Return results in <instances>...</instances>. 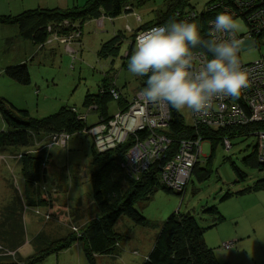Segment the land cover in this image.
<instances>
[{"label": "rangeland", "instance_id": "374dc122", "mask_svg": "<svg viewBox=\"0 0 264 264\" xmlns=\"http://www.w3.org/2000/svg\"><path fill=\"white\" fill-rule=\"evenodd\" d=\"M68 1L69 5L66 4L67 0H62L64 6H59V0H0V16H15L24 10L36 9L42 3L48 5V8L84 7L89 0ZM188 1L197 12L202 13L211 0ZM164 7L165 0H151L131 13L116 18L104 16L103 25L100 20H87L81 30L60 34L62 37L68 36L67 38L72 36L68 39L73 48L72 52L65 48L63 42L50 37L45 45H36L38 53L27 60L31 75V83L27 85H22L4 74L6 67L13 66L9 63H16L17 54L14 52H27L28 49L20 45L12 52L10 45L15 41L4 39L9 32H12L9 36L13 34L12 27H9L12 24H0L7 26L0 27V99L13 105L16 110H26L33 120L49 117L65 106L74 107L86 116V128L95 126L102 114L97 110L96 102H90L88 107L84 105L86 96L98 94L107 77L128 101L133 99L140 90V78L127 70L130 59L127 53L131 49L134 32L146 23L153 22L157 13L163 11ZM138 15L142 18L141 22L137 21ZM235 19L241 25L239 34L245 35L248 28L244 20ZM127 26L134 32L127 31ZM117 34L123 36L118 53L101 55L102 43ZM260 42L259 46L241 48L244 61H254L264 55V35ZM49 47L56 49L51 50ZM131 50L132 55L135 46ZM119 107L118 101L108 100V116L115 115ZM176 112L183 117L187 126L192 125L191 110ZM8 129L9 125L3 120L0 112V132ZM35 135L39 144L35 141L33 149L10 148L0 152V209L11 199L9 183L19 191L22 190V194L28 193L22 177L23 156L45 152L46 143L51 141H48L49 135L46 133L36 132ZM232 144V148L227 150L218 141L212 151L213 143L208 139L203 140L200 169H209V175L200 178L201 171L193 172L191 181L180 194L161 187L154 190L148 199L135 205L146 218L147 225H138L130 218L121 216L116 225L120 239L114 242L112 254H91L90 260L86 254L85 233L78 236L72 226L75 225L82 231L89 222L83 220L88 213L92 214L90 219L96 218L94 203L88 204L93 198L95 188H103L112 204L118 205L125 195L131 193L133 182L137 179L121 170L118 158L109 165H105L104 159L95 163L92 135L83 132L71 135L66 147L52 149L53 163L48 167L47 180L33 185L35 189L40 186L38 191L45 195L47 193V196L50 191L53 197L49 195L46 197V205L34 206L35 208L29 209L28 212L32 210L36 218L41 217L45 221V224H42L46 230L48 223L58 222L59 226L69 229L65 231H71L68 234L63 231L64 236L55 242L53 249L62 242H68L72 235L74 242L68 249L53 252L36 264H143L145 256L156 243L161 227L173 214H190L195 217L199 226L204 229L207 246L213 249L220 264H264V168L253 167L245 161L254 157L257 137H236L232 139ZM37 148H41L42 152ZM112 154L114 156L116 152ZM46 155L47 153H44L42 156V163L45 162ZM57 185H62L63 189L62 192H57L58 195L55 193ZM248 187H253L252 191L240 193ZM79 200L87 205L86 209L84 205L83 209H79V215L83 216L80 219L78 216H69L70 210L76 208L75 204ZM37 209L40 210L39 214L35 212ZM45 214H50L52 218L45 220ZM223 217L225 219L222 221ZM34 221L37 220L32 217L31 222H28L26 235H32ZM231 242L232 248L226 249L225 243ZM29 257L4 258L0 259V262L29 264Z\"/></svg>", "mask_w": 264, "mask_h": 264}, {"label": "trees", "instance_id": "16d2710c", "mask_svg": "<svg viewBox=\"0 0 264 264\" xmlns=\"http://www.w3.org/2000/svg\"><path fill=\"white\" fill-rule=\"evenodd\" d=\"M149 1L151 0H89L84 7L29 9L15 16H0V24L17 25L23 39L31 41L36 45H45L48 39L55 34H68L71 31L81 30L87 20L103 16L116 18L122 14L133 12L135 8L143 6V4ZM215 1L217 0H211L207 3V6ZM224 1L229 2L231 0ZM188 8L194 9L188 0H165L164 10L157 13L153 22L146 23L138 31L157 24L166 25L177 19V11H184ZM213 15L214 13L207 12L205 8L199 17L191 22L200 28L201 36L205 39H207L206 25ZM122 39L123 36L117 34L109 41L102 43L100 54L106 56L118 53ZM132 48L133 45H131ZM131 49L127 53V57H130ZM209 55L211 56L210 53ZM4 74L22 85L31 83V75L26 63L9 66L4 70ZM145 80L146 78H140V90H143L146 86ZM112 87V82L106 77L99 93L88 94L84 105L88 107L90 102H96L97 110L101 111L103 118L108 119L110 116H108L107 112V102L110 99L114 100L109 94V90ZM125 100L127 99L121 98L118 100L120 107L125 106ZM0 112L3 120L9 125L7 131L0 132V152H5L10 148L33 149L35 141L38 140V138H35L36 132L38 134L46 133L49 136L62 131L76 134L82 132L86 127L85 121L78 118L81 113L78 110H74V107L69 106L62 107L55 114L44 119L33 120L29 117L26 110H16L13 105L0 99ZM254 126L252 125L246 129H252ZM169 129L170 135L176 138L194 136L192 128L184 123L183 117L174 108ZM243 129L236 128V130L230 133L227 129H205L202 131V134L205 135V138L216 139L213 141V151L221 136L229 133L231 135L238 134V137H240L243 131H247ZM128 145V143L122 144L105 153H98L95 149V163L104 159L105 165H109L117 158V160L122 159ZM113 152H116L114 156ZM256 152L255 146L254 157L248 158L245 161L253 167L264 168V164L259 162ZM44 153H47V155L45 156V162L42 163ZM52 157L51 150L23 156L22 176L29 186L27 189L28 193L25 194V197H22L19 190L11 185V199L0 209V243L8 250H17L25 243L23 215L26 205L30 207L46 205V197H49V195L53 197L50 191L47 196V193L45 195L38 191L40 188H33L34 184L47 180L48 167L53 163ZM198 171H201L200 178H206L210 173L209 169H200V164H197L193 170L194 173H198ZM133 183L134 187L131 193L125 195L118 205L112 204L103 188L94 189L93 201L97 216L95 219H90L84 227V231L82 230L85 233L84 238L87 242L86 254L90 260H92L91 254H112L113 247L115 246L114 242L120 239L116 225L121 216L130 218L138 225H147L146 218L136 209V203L148 199L149 195L160 187L171 191L160 185L157 169L155 168H151L139 180H135ZM252 189L253 187H248L245 190H241L240 193L251 191ZM59 191H63L61 185H57L55 193ZM210 210L215 212L213 209ZM76 214L77 209H72L70 216L76 217ZM73 237V235L70 236L68 242H62L57 248L53 249L55 242L59 239H51L45 232H40L31 241L34 252L27 258V261L29 264H36L42 262L53 252L69 248L74 242ZM18 259L22 258L19 257ZM143 264H220V262L216 258L213 249L207 246L204 239V229L199 226L195 217L190 214H173L161 227L156 243Z\"/></svg>", "mask_w": 264, "mask_h": 264}, {"label": "built area", "instance_id": "2783aa9c", "mask_svg": "<svg viewBox=\"0 0 264 264\" xmlns=\"http://www.w3.org/2000/svg\"><path fill=\"white\" fill-rule=\"evenodd\" d=\"M206 11L214 13L206 25L207 38L212 31L211 25L215 16L218 13L227 12L234 18H242L248 28L245 35L237 33L236 38L241 41V48L261 45L260 38L264 35V0H231L229 2L217 0L209 4ZM199 15L200 13L195 9L188 8L184 11H177L176 20L192 22ZM99 20L103 25L104 17L97 18V21ZM138 20L141 21L140 16ZM159 26H164V24L153 25L135 32L134 45L136 46L139 37ZM126 29L134 32L129 26ZM217 35L220 38H226L223 34ZM67 37L53 35L55 40L63 42L65 48L72 52L73 48L68 40L72 36ZM241 48L239 56L242 68L249 75L248 87L242 91L239 98H215L206 110L198 113L191 111L192 125L190 127L194 136L176 138L170 135L169 127L173 118V108L165 103L146 101L142 90H139L133 99L125 100V106L119 107L115 115L108 119L101 117L95 126L85 127L82 132L93 136V143L98 153H105L128 143L123 158L118 161L121 170L128 176L139 180L151 168H155L160 185L178 193L184 192L191 181L194 167L200 164L203 158L202 141L208 139L202 134L205 129H227L230 133L236 128L247 130L246 128L255 125L254 128L243 131L240 137L251 135L257 137V158L260 163L264 164V55L254 61L246 62L242 59ZM210 58L206 50L196 48L194 69L201 67ZM109 94L116 101L121 98L126 99L115 86L109 90ZM74 110L77 109L74 108ZM78 118L86 120V116L82 114ZM229 133L218 140L227 150L233 146L232 139L239 136ZM70 137L71 134L67 131L52 134L48 139L51 141L46 143L44 148L50 151L54 147H66ZM208 140L213 143L216 139L209 138ZM36 143L39 144L38 140ZM37 149L42 151L41 148ZM35 212L39 214L40 210L37 209ZM43 216L45 220L52 218L50 214ZM72 230L78 236L84 234L75 225L72 226ZM224 247L231 249L232 242L225 243ZM15 256L16 251L8 250L0 243V258Z\"/></svg>", "mask_w": 264, "mask_h": 264}, {"label": "clouds", "instance_id": "9594fccd", "mask_svg": "<svg viewBox=\"0 0 264 264\" xmlns=\"http://www.w3.org/2000/svg\"><path fill=\"white\" fill-rule=\"evenodd\" d=\"M211 27L205 39L196 24L173 20L137 39L127 70L146 78L142 90L146 101L198 113L210 107L215 98L240 97L249 85L239 56L241 41L236 38L241 25L230 13L221 12ZM198 47L206 49L211 58L194 69Z\"/></svg>", "mask_w": 264, "mask_h": 264}, {"label": "crops", "instance_id": "0c3cea01", "mask_svg": "<svg viewBox=\"0 0 264 264\" xmlns=\"http://www.w3.org/2000/svg\"><path fill=\"white\" fill-rule=\"evenodd\" d=\"M64 1V0H63ZM62 2V0H59V2H58V5L59 6H64V4L63 3H61ZM66 4L67 5H69V1L67 0V2H66ZM39 7L38 8H48V5H44V3H42L41 5H38ZM41 6V7H40ZM60 8V7H59ZM29 10V9H28ZM24 11H26V10H24ZM24 11H22V12H20V13H23ZM19 13V14H20ZM139 16V15H138ZM138 16H137V21H139L138 20ZM104 17V16H103ZM141 17V16H140ZM101 18V17H100ZM97 20V19H96ZM141 20H142V18H141ZM139 22H141V21H139ZM0 27H7V26H0ZM9 27H12L11 29H13L12 31H13V34L11 35V36H9L12 32H9V34L8 35H6V37L4 38V39H7V40H9V41H11V40H14L15 41V43H12L11 45H10V50L13 52L14 51V49H15V47H19L20 45L22 46V47H25L26 48V50L28 49V51L27 52H18V51H16V52H14L15 54H17V59H15V62L16 63H9V65H14V64H23V63H28V59L30 58V57H32V55H34L35 53H38L37 52V50L38 49H35V46H36V44L34 45V43L33 42H31V41H28V40H25V39H23V37H21V35H20V32H19V28H18V26H16V25H12V26H10L9 25ZM127 28V27H126ZM132 29V28H131ZM127 30V29H126ZM133 30V29H132ZM139 30V29H138ZM137 30V31H138ZM134 31V30H133ZM137 31H135V32H137ZM135 32H134V35H135ZM13 42V41H12ZM133 47L135 46L134 45V40H133ZM28 45H29V47L30 48H28ZM40 49H43V48H40ZM49 49H56L55 47H52V48H50L49 47ZM31 53H30V52ZM10 62H12L11 60H10ZM9 67V66H8ZM7 68V67H6ZM5 68V69H6ZM4 69V70H5ZM71 135H73V134H71ZM52 151V150H51ZM52 153V152H51ZM53 156V155H52ZM52 159H53V157H52ZM207 159H209V158H207ZM18 160H20V159H18ZM53 161V160H52ZM50 166H52V165H50ZM23 177V176H22ZM23 180H24V178H23ZM25 181V180H24ZM25 183H26V181H25ZM26 185H27V189L29 188V186H28V184L26 183ZM8 186H9V188L11 189V192H12V188L10 187L11 186V184L9 183L8 184ZM14 186V185H13ZM62 186V185H61ZM14 188H15V186H14ZM39 188H40V186H39ZM17 189V188H16ZM243 190V189H242ZM66 191V190H65ZM252 191V190H251ZM20 192V194H22V190H20L19 191ZM22 195H25L24 193L22 194ZM57 195H58V193H57ZM12 196V195H11ZM90 203H94V201H93V198H92V200L88 203L89 205H90ZM138 203H140V202H138ZM76 208L75 209H77V216L79 217V218H83V216H81V215H79V214H81V212H80V210L79 209H83L82 208V206L84 205V203L81 201V200H79L76 204ZM75 205H73V206H75ZM72 206V205H71ZM72 206V207H73ZM85 206V209L87 208V205H84ZM33 208H35V207H30V206H27L26 205V209H25V212H24V215H23V221H24V227H25V232L27 233L28 231V222H31V218L32 217H34L37 221H34V222H32V228H33V231H32V235L31 236H29V234H25V243L21 246V247H19L17 250H12V251H16V256L15 257H2V258H0V259H4V258H18V256H20V258H25V257H29L31 254H33V252H34V247H33V245H32V243H31V241L35 238V236L36 235H38L40 232H45L48 236H50V238L51 239H54V240H58V239H60L61 237H63L64 235H63V231L66 233L67 231H69V229H67V228H65L67 231H65V229H64V227H61V226H59L58 224V222H56V224H54V223H52V222H50V223H48L47 224V230H46V228L44 227L45 225H43V224H45L44 222L45 221H43L42 219H41V217L38 219V218H36V216H34L33 215V213H32V210H33ZM29 209H32L30 212H28V210ZM71 209V208H70ZM72 210V209H71ZM71 210H70V212H71ZM56 212H59V211H56ZM55 212V213H56ZM90 215H92V214H87L86 216L87 217H89V219L85 216L84 218H83V220L85 219V220H90ZM70 216V215H69ZM225 218L223 217L222 218V221L224 220ZM43 223V224H42ZM47 223V222H46ZM58 223V224H57ZM54 230V231H53ZM68 233H71V231L70 232H67V234ZM54 234H57V235H54ZM53 235V236H52ZM27 236V237H26ZM86 244H87V242H86V240H85V246H86ZM86 248H87V246H86ZM68 249V248H67ZM65 250V249H64ZM151 252V251H150ZM147 256H148V254L145 256V260H146V258H147ZM17 260V259H16ZM40 263V262H39ZM0 264H4L3 262H0Z\"/></svg>", "mask_w": 264, "mask_h": 264}, {"label": "water", "instance_id": "95a60500", "mask_svg": "<svg viewBox=\"0 0 264 264\" xmlns=\"http://www.w3.org/2000/svg\"><path fill=\"white\" fill-rule=\"evenodd\" d=\"M131 45H133V43L131 44ZM166 188V187H165ZM167 189H169V188H167ZM180 194V193H179Z\"/></svg>", "mask_w": 264, "mask_h": 264}]
</instances>
